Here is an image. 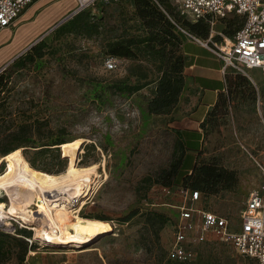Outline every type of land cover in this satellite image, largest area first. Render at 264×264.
Returning <instances> with one entry per match:
<instances>
[{
  "label": "rangeland",
  "instance_id": "rangeland-1",
  "mask_svg": "<svg viewBox=\"0 0 264 264\" xmlns=\"http://www.w3.org/2000/svg\"><path fill=\"white\" fill-rule=\"evenodd\" d=\"M148 1L98 0L70 15L77 0H46L11 25L25 32L0 66V160L21 148L27 165L42 174L97 164L91 189L73 198L71 208L109 226L89 243L53 244L35 238V224L12 216V224H0V264H175L168 258L179 215L174 205L182 199L179 187L194 182L193 175H181V112L195 108L197 94L189 88L186 100L165 114L151 113L148 104L163 75L184 72L178 35L195 21L172 0ZM241 24L237 15L209 23V44ZM109 58L117 59L116 69L106 67ZM228 78L227 91L202 122L197 164L233 176L213 193L199 188V206L239 225L250 192L264 181V75L229 69ZM59 141L65 143L53 148ZM9 164L3 160L0 172ZM6 194L0 191V201L8 205ZM186 264L256 261L209 235Z\"/></svg>",
  "mask_w": 264,
  "mask_h": 264
},
{
  "label": "built area",
  "instance_id": "built-area-1",
  "mask_svg": "<svg viewBox=\"0 0 264 264\" xmlns=\"http://www.w3.org/2000/svg\"><path fill=\"white\" fill-rule=\"evenodd\" d=\"M36 0H0V31L10 27ZM98 0H77L74 14L93 5ZM173 6L193 21L204 20L212 25L219 18L230 15L242 17V24L230 36L222 34L213 50L224 63V72L229 69L248 73L257 69L264 75V0H172ZM116 58H109V70L118 67ZM181 201L174 205L179 210L174 224V239L168 250V258L186 264L195 255V248L213 235L223 242L231 243L243 257L264 264V181L257 190L250 192L241 211L239 225L229 217L199 206L202 192L179 187ZM177 195V193H175ZM14 217L0 224H12ZM10 223V224H8ZM31 243L32 240L28 239Z\"/></svg>",
  "mask_w": 264,
  "mask_h": 264
},
{
  "label": "bare ground",
  "instance_id": "bare-ground-1",
  "mask_svg": "<svg viewBox=\"0 0 264 264\" xmlns=\"http://www.w3.org/2000/svg\"><path fill=\"white\" fill-rule=\"evenodd\" d=\"M5 159L10 164L0 172V191H6L9 204L0 201V219L14 216L35 224V238L53 244L89 243L108 230V221L80 216L71 208L73 198L91 189L97 164H75L58 174H42L27 165L21 148L4 156L0 167Z\"/></svg>",
  "mask_w": 264,
  "mask_h": 264
},
{
  "label": "crops",
  "instance_id": "crops-1",
  "mask_svg": "<svg viewBox=\"0 0 264 264\" xmlns=\"http://www.w3.org/2000/svg\"><path fill=\"white\" fill-rule=\"evenodd\" d=\"M45 1L36 0L20 16V19L33 16L35 12L32 11L38 9ZM24 32V27L16 29L12 26L0 31V66L5 60L9 49L12 48V44H17L22 39ZM10 35L13 37V39L10 38L12 40L9 39ZM208 41V38L197 37L185 32L182 42V52L186 60L184 69L186 86L180 96L179 103L186 100V97L190 94L189 88H193L197 94L193 97L195 108L186 114L181 112L180 121L181 141L192 147V149L186 150L184 158H191L192 162L197 161L202 150L204 140L202 122L209 110L218 103L220 97L228 88L224 63L216 55Z\"/></svg>",
  "mask_w": 264,
  "mask_h": 264
},
{
  "label": "trees",
  "instance_id": "trees-1",
  "mask_svg": "<svg viewBox=\"0 0 264 264\" xmlns=\"http://www.w3.org/2000/svg\"><path fill=\"white\" fill-rule=\"evenodd\" d=\"M143 1L146 3V5H149L148 0H143ZM156 1L158 3H161V4H164L167 2V0H156ZM157 12L159 15H161L165 19V16L161 13V11L158 10ZM166 21H168V23L173 28H175V29L177 28V25H175L173 23L171 24L169 22V20H167V19H166ZM204 22H205V24H204ZM208 24L209 23L204 21V20L197 21L195 23H189L188 25L190 26V30L188 31V33H191L197 37L201 36V37L207 38L208 33H209ZM184 36H185V33H183V32H181L178 35V38L180 39L181 45H182ZM118 54L127 55L126 53H118ZM185 66H186V60L184 63V67ZM226 78H227V85H229L228 73L226 74ZM3 79H4V77L0 76V91L2 90L1 87H3ZM185 85H186V82H185L184 72L183 73H177V74L166 73L165 75H163L160 78V80L158 81V84L156 86L155 95L149 101V104H148L149 111L151 113H155V114L168 113L179 102L180 96H181V94L185 88ZM66 142H69V141H66ZM62 143H65V142L59 141V142L55 143L58 145L54 146L53 148H59L58 146L61 145ZM182 145H183L185 150L192 149V147H190L189 145H187L183 142H182ZM13 150H11V151H13ZM9 152H7V153H9ZM7 153H5V154H7ZM188 160H189V162H188ZM197 162H198V159L195 162H192L191 158H187V159L184 158L183 159L182 171H184V173L182 174L181 173L182 171H181L180 172L181 175L183 176V175L191 174V175H193V179H194L192 186L191 185H185L184 188H190L192 190H199L201 192H202V190H200V189H203L204 191H207L209 193H213V192H215V189H214L215 186H217L221 182L222 179L227 178L229 176H233V172L225 171V172L221 173L218 171V168L214 165H210V164L198 165ZM2 256H3V251H2L1 241H0V259ZM175 264H179V263L175 262Z\"/></svg>",
  "mask_w": 264,
  "mask_h": 264
},
{
  "label": "water",
  "instance_id": "water-1",
  "mask_svg": "<svg viewBox=\"0 0 264 264\" xmlns=\"http://www.w3.org/2000/svg\"><path fill=\"white\" fill-rule=\"evenodd\" d=\"M58 147H61V145H59Z\"/></svg>",
  "mask_w": 264,
  "mask_h": 264
}]
</instances>
